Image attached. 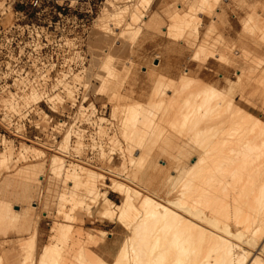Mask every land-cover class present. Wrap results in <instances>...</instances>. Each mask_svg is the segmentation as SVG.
I'll return each mask as SVG.
<instances>
[{
	"label": "rangeland",
	"instance_id": "rangeland-1",
	"mask_svg": "<svg viewBox=\"0 0 264 264\" xmlns=\"http://www.w3.org/2000/svg\"><path fill=\"white\" fill-rule=\"evenodd\" d=\"M66 1H68V3L72 6L70 9L67 8V10L64 11V16L62 18H60L58 14H53L52 12L45 11L37 13L33 10L27 11L26 16L21 17L22 22L36 23L37 25H39L40 28L33 30L30 29L29 31L27 30L23 37L24 42L21 45L5 46V50L1 53L0 106H3L1 110L13 112L22 117L23 115L26 116V112L31 113L30 118L34 122H36L38 128H40V130L43 132L47 129L46 119L47 117H49L48 113L49 115L54 116V122L58 123L61 120L67 122V124L64 122L53 127V131L57 132L58 134H61L59 139H55L52 142L47 143H33L32 145H28L27 143H25V141L15 142L11 140L12 137H4V130L0 124V154L4 153L5 155L3 159L0 156V261L3 264H39V257L41 256L43 249L46 248V246L50 247L53 245H55L56 247H53V251L50 253L49 256L50 262L48 263L51 264L54 259L57 261L60 260L61 258L59 259V257L62 253L61 250L65 249L66 245L70 246L71 242L70 240L58 241L57 237H54L55 234L51 231V227L56 223L70 225L75 231H77L78 229L83 230L84 232L89 229L108 230L110 234L107 235L105 239L104 237L98 236L99 243L94 246V248L97 246V249L95 250V255L98 257H96V259L99 260L97 264H112L114 261H116L117 257H119H116L118 252L120 253L123 250V244L125 243L124 240L127 239L126 241H129L128 239L131 235L129 229L127 230L118 221L109 220L107 218L101 217L99 212L93 213L86 208L81 209L79 207H76V209L73 210V206L71 203L67 204L66 212L67 215L69 213H72V215L69 214V217H64L66 216V214L59 213L58 210L60 208V201L58 199L56 200V198L58 197L56 193L58 192H55L54 190L61 191L62 186L48 184L49 181L47 178V172L50 167V160L53 156L58 155L61 158H65L67 160L68 165L66 166L70 170H72V166L82 165L97 171L102 176L104 175V182L100 181L98 185L103 192H109V197L115 204L120 203L121 196L117 192H114L112 189L109 188V186L113 183L123 186L128 185L135 189L142 190L144 193H151L156 195L157 197L159 196L164 200L175 199L178 197V187L175 189L171 188L170 182L168 180V172L171 170L170 168H173L172 165H174L173 159L171 157H173V154H179L181 152V141H179L180 137L178 136L180 133L178 132H181V130L183 131V129H180V127L184 128L182 126L183 124L180 125L181 123H183L182 120H184L182 112V110L184 111V103H182V100L184 101L186 97L192 96L193 94L197 95L199 92L195 94L194 91L197 92V89H199L201 86H207V84L209 85L210 81L216 82L217 79H221L220 74H229L231 75L230 78L238 82L236 91L237 94L238 92L243 90L247 92V95L251 94V98L253 97L251 101L253 103L252 105H256V109L258 110L260 115H262L261 117L264 119V82H262L264 81V75H262L263 78L260 77L261 74L259 73V76L257 75V77L251 76L253 75V69L258 68L260 70V67L264 66V0H212L211 6L213 7V4L214 6L216 4V6L213 7V11L204 9V7L202 8L201 5L199 6L197 3L200 0H188V2H191H189L190 4L187 3V5H193L187 7L185 10H183V8L182 13L185 11H188V13L192 12L193 14L196 13V16L192 15V13H187L189 17L190 15L192 17H195H193L194 19L192 17L189 18V25L192 28L195 25L196 27L198 26V24L200 25L197 28L194 27L195 29H197L198 33L196 34L198 36V39H196L197 36H195L196 38L194 39V41L196 40V44H199L201 41H210L213 43L217 41L218 43L216 42L213 45H218V47L216 46L218 49L215 46L212 47H214V49L216 48L215 50H217V52L220 51L217 54L219 58L220 56L221 58L218 59L217 56L214 58H208L207 60L210 62L209 64H212L210 65V67L214 71H209L203 68L200 73L201 75L199 74L200 76L198 74L195 75V73L192 72L190 79L192 77L194 81L189 86H187L186 88L184 87L183 89L178 83V76H176L175 78V75L177 74L173 73V69H175V66L173 67V65L177 63V61L175 62L174 60H178L181 57L180 50L175 48L174 51V49H172L173 53L171 52V50H169V54L165 55L166 57H164V53H162V56L160 55V57L158 58L160 60L155 59V57L157 56L156 54L159 51H162V45H152V43H150V40L147 41L148 39H146L145 41L144 38L146 37V32L144 29H141L140 32H137V34L136 32H134L135 35L133 33V35L130 37L131 40L128 38V41L130 40L129 43H133V41L135 42L133 43L135 44V53L132 52L129 54V52H131L132 50H130L129 52L128 50H126L124 51V53L122 51V54L121 52L119 53L121 55H126V63L129 60H131V63L133 61L132 65L130 64V66H132L133 68H130L129 74H133L134 72H136L138 75H144L143 77H145V73L147 75L146 71L149 69V67L150 69L156 68V71H158L156 72V74H161V81L155 83L153 86H146L145 82L147 81L144 80L145 82L142 81V83L140 82L139 84L134 86L136 89H133L134 87H131L133 86V84L130 86L131 89H133L134 91H130L129 88V91L127 89V91L123 90L122 92L124 93V95L122 93L123 97L121 100V105L125 106L120 107L118 109L117 115H119L120 117L116 115L117 117L115 118L113 115V107L115 104L110 101L107 96L98 93L97 88L99 86V82L96 79L97 71L95 69V60L93 58L94 51L92 47H97V42L93 44L98 37L95 19L98 14L101 13L108 0H101V4H99L97 9H95L93 15L87 16H85V14L80 15L77 13V11L73 9V7L76 5V0ZM184 1L186 2L187 0H178V3H183ZM194 2H196L197 5ZM199 4L201 3L199 2ZM160 5L161 0H157L155 7H159ZM195 5L198 7H196ZM259 5L262 7L260 8ZM3 6V0H0V7ZM189 8H192L193 10L191 9V11ZM194 8H196L197 11H194ZM258 8L261 9L262 13L260 11H256V9ZM15 12L16 11H12L10 8H8V11L4 16V21L7 23H12L13 21H15L18 18ZM259 12L261 15L259 14ZM196 17H198L197 19L201 22L199 21L197 23V21H195ZM202 18L203 20H201ZM59 19L60 23H56L55 25L54 22H58ZM190 19H192V21ZM64 21L66 29L63 32V36L64 39L69 40V43L59 42L60 29H58V27H62ZM55 27H57V30L55 29ZM255 39L258 40V42H256ZM112 41L113 39L111 40L109 38V40L106 42V49H104L103 57L106 56V54L108 55V52L109 54H111V51H114L115 42L116 48L118 46L117 43L120 42ZM141 41H144L145 43H142ZM252 41L255 43H253ZM259 42L261 44H259ZM108 47L110 48L108 49ZM136 48H138V50ZM196 49L197 48L195 47L191 49V51L188 50V52L192 54L193 51L195 52ZM97 50H99L98 52L103 51L102 49ZM144 50L147 53H145ZM239 50L241 51L239 52ZM246 52L250 53L251 56L248 55L250 57H247ZM243 53L246 55H243ZM119 54L114 52L113 57L115 59L123 58V56H120ZM164 58L169 63L173 64L170 65V67L172 66V68L168 67V69H170L171 74L170 72H166L167 75L165 74V76L160 71L164 72L165 70H167V68L165 69L164 66L163 70H161V65L159 66L160 62H162ZM169 58L173 60L170 61ZM235 61L238 62L236 63ZM188 62L194 64L193 67H189V69L196 68V64L199 63L198 60L189 61V59ZM227 63L232 64L234 66L235 64L238 66L240 65L243 69L239 66V68L241 69L236 70L233 66V68H231V65ZM54 64H57L55 68ZM244 64H246L248 67H245L246 65L244 66ZM157 65L159 66L158 68ZM90 66L94 68L93 71H90L91 76L87 73L90 69ZM135 66L137 67L135 68ZM221 67H223V69H220ZM247 68L250 71L252 69L250 74L248 71H245L247 70ZM216 69H218L219 71H216ZM227 69L229 70L228 72L224 71ZM60 70H65L68 73H63L60 76H56L55 73L59 72ZM50 72L51 75H48ZM44 74L47 75L43 76ZM132 74H130V76H132ZM87 75L90 78H88ZM211 75L213 76V78H211ZM197 77H199L201 81H199ZM259 77L261 78V80ZM203 79L206 84L204 83V81L202 82ZM257 80L260 82H258ZM198 81L200 82L199 84ZM111 82L114 85V81ZM256 82H258L259 85H257L258 83ZM261 82L263 83V85H261ZM27 83H31V86H28L27 89H21L23 86H26ZM32 83H36L37 85H32ZM171 84L173 86H171ZM197 84L199 87L197 86ZM161 85H166V88L165 86H162L163 89H160ZM258 86H262V88H259ZM158 88L160 91L158 90ZM19 89L21 90L19 91ZM184 89L187 91H185ZM252 90L256 92L252 93ZM33 91H36L38 94L42 95L40 101L37 102L36 100L32 99L33 101L30 100V103L26 102V97L30 96ZM187 92H189L190 95L187 94ZM127 94L129 96L128 98H126ZM184 95H186V97ZM205 95H207V93H201L200 97ZM179 96L181 98L183 97L182 100L179 98ZM176 98L180 99L179 101L181 102H178ZM163 99L164 102H162ZM166 102L168 105L166 104ZM135 105H137V107H135L136 109L133 108ZM1 110L0 119L2 112ZM147 110H149L150 112H148ZM170 113L173 114L171 115ZM178 113L181 114L182 119L179 117L180 114ZM111 114L113 115V117ZM150 114H153V118H151L156 120L154 122L156 123V127L159 131H162L163 127L164 130L168 128V134L165 133L164 135H160L158 137V139L160 138L159 140L157 138L147 139L141 137L142 135L139 131V128L142 127L144 122H147V117ZM175 115H178L177 120H174V118L176 117ZM133 116L137 118V123L135 124V126L130 123L133 122L131 121V118L133 119ZM145 116L146 119H144ZM101 117L106 118V121L105 119L101 120ZM178 120L181 121L179 122ZM172 121L176 123L174 124ZM170 122L172 123V125H175V127L173 126L172 128L173 132L174 130H178L177 132H174L175 134L171 130L172 126ZM157 124L160 125V128ZM176 124H178L177 126L179 127H177V129ZM165 125L168 126L166 127ZM169 131H171V133H169ZM34 132L36 131H32V133ZM67 132H70L71 138L69 141V146L64 153V151L60 152L61 150H59V147L61 143L63 144L64 137L67 135ZM127 132L129 135L126 134ZM172 133L174 135H172ZM146 142L147 144H145ZM148 147H150L151 149ZM27 150L29 151L26 152ZM146 152H152L154 155L159 156L157 159H155V161H147L153 162L149 163V165L147 164L146 160H139L137 163L138 167L134 168L132 164H130L131 158H135L136 156L143 157ZM42 162L44 163L42 164ZM37 164L39 169L37 168ZM39 164L40 166H43L39 167ZM180 164L181 163H177L178 167H180ZM153 165L155 166V168H152ZM27 166L31 167L32 171L34 172L37 169V171L35 172L37 173V175L34 172H31V175L35 177V179L33 177H30L28 179L31 180L32 178L34 181L37 179L38 180L35 181L36 183L31 180L33 194L30 196V198H23L21 192L25 188L24 180H26V174L28 173V171H30V168H28ZM24 169L27 173L24 172ZM16 172H21L22 174ZM38 173H42L40 174L41 176ZM34 174L36 176H34ZM40 177L41 179H39ZM59 187L61 189H58ZM35 188L37 189V192H35ZM48 188L52 190L50 191ZM51 192L52 194H50ZM48 197L50 198L48 199ZM32 202H35L36 204L33 205L31 204ZM45 205H47V207ZM108 206L111 207L112 205L107 203L105 205V203H102L100 208L103 209ZM45 207L49 208L46 209ZM14 208L22 210V212L19 213L20 215L18 214L17 216L19 218L16 217V219H19V221L20 218H22L21 216H23V212L28 213V218L32 222V224L30 223L29 227L27 225L21 226V223L19 221L17 222L15 218L14 219L16 221L13 218H11L12 221L11 219H9L10 217H13L14 210L12 209ZM44 208L45 210L49 211V214L44 215ZM7 213L9 214V217L5 215L4 217L2 216L3 214L7 215ZM65 219H67V221ZM74 219L75 221H73ZM104 243L108 245L105 247V249H102L101 247L104 246ZM129 245L130 242L129 244L127 243V246ZM61 246H63L64 248ZM125 249L127 252L128 250L131 251V249L129 248ZM75 251L74 253L78 254V252ZM63 254L64 252L62 253V255ZM75 254L68 255L69 259L71 258L72 260H69L70 262L66 263L85 264L84 260L86 259V257H81V260L83 259L81 261L78 259V255ZM74 255L77 256V258ZM83 256H86V253H84ZM130 257H132L133 259V256L130 255ZM130 257L128 256V258ZM129 261L131 262L130 259H128V262Z\"/></svg>",
	"mask_w": 264,
	"mask_h": 264
},
{
	"label": "bare ground",
	"instance_id": "bare-ground-1",
	"mask_svg": "<svg viewBox=\"0 0 264 264\" xmlns=\"http://www.w3.org/2000/svg\"><path fill=\"white\" fill-rule=\"evenodd\" d=\"M156 1L157 0H108L101 13L98 14L95 19L98 37L95 42L92 43L95 44L97 42V47H92L94 51L93 58L95 60V62L94 60L93 62L95 63V69L97 71L96 79L99 82V86L97 89L99 94L107 96L109 100L115 104L113 107L114 118L117 116L120 117L119 115H117L118 109L125 106L121 105L123 90H128L129 88L130 91H134L133 89H136L134 86L139 84L140 82L142 83V81H147L145 82L146 86H153L155 83L161 81V74H156V72H158L156 71L157 69H150V67L146 71L147 75L145 72H143L145 73V77H143L144 75H138L136 72H134L133 74L130 73L132 74V76H130L129 72L130 68L132 67L130 66V64L132 65L133 61L131 63V60H129L126 63V55L121 54L122 51L124 53V51L126 50H128V52L132 50L131 52H129V54L132 52L135 53V44H133L135 42L132 40L133 43H129L131 40L130 37L134 32H136L137 34V32H140L141 29H144L146 32V37L144 38L145 41L146 39H148L147 41L150 40V43H152V45H162V51H159L156 54L157 56L155 57V59H158L162 53H164V57H166L165 55L169 54V50H171L172 53V49H174V51L175 48L180 50L181 57L178 60L176 58V60H174L175 62L177 61V63L174 62L175 65H173L164 58L163 61L160 62L159 66L161 65V70H163L164 66L165 69L167 68V70L164 69L165 71L163 72L159 69V71L162 72L165 76V74L167 75V73L170 72V69H168V67L172 68V66L170 67L171 64L173 65V67L175 66V69H173V73L177 74L175 75V78L176 76H178L177 80L182 89L184 87L186 88L194 81L192 77L190 79L192 72H194L195 75H199L203 68L209 71H214L210 67V65L212 64H209L210 62L207 60L208 58H214L216 56L218 57V59L221 58V56L219 58L217 54L220 51L217 52V50H215L218 45H216L217 47L213 45L217 41L214 43L210 41V43L208 41H201L199 44H196V40L194 41V39L196 38L195 36H197L196 34H198L197 29L195 28L200 25L198 24L197 27L195 25V28H192L189 25V18L192 16L190 15L189 17L188 15L192 12L188 13V11H185L182 13L183 8V10H185L187 7L193 5H187V3L191 1L188 2L187 0L186 2L184 1L183 3H178V0H161V5L159 7H155ZM211 1L212 0H200L199 2L201 4H199V2L197 4L199 6L201 5L202 8L204 7V9L213 11V7H215L216 4L215 6L213 4L212 7ZM194 3L196 4V2ZM260 5L259 7L261 8L262 6ZM195 9L196 8H194V11H197V9ZM256 11L261 12V9L258 8L256 9ZM192 15L196 16V13H192ZM197 18L198 17H196L195 21H197L198 23L200 20H198ZM190 20L192 21V19ZM201 20H203V18ZM109 38L111 40L113 39L112 42L120 41L119 43H117V48L115 46V42L114 51L112 50L111 52L113 54L114 52L117 54L121 52V54L119 55L123 56V58L115 59L113 57L114 55L111 52V54H109L108 52V55L105 52L106 56L103 57L104 49H106L105 45ZM128 38L130 39L129 41ZM196 39H198V36ZM255 41L258 42V40L256 39ZM142 43L145 42L143 41ZM259 44L261 43L259 42ZM212 46H215L216 48L214 49V47ZM195 47L197 48L195 52L193 51V53L190 54L188 50L191 51V49ZM96 48L100 50L102 49L103 51L98 52L99 50H97ZM109 48L110 47H108V49ZM136 49L138 50V48ZM240 51L241 50H239V52ZM243 55L246 54L243 53ZM248 55H250V53H247V57L251 56ZM188 59L189 61H199V63L196 62L198 63L196 64V68L189 69V67H193L194 64L188 62ZM172 60L173 59H170V61ZM229 65H231V68L234 67L236 70L242 68L240 65L239 66L241 68H239V66L236 64L235 66L232 64ZM245 65L246 64H244V66ZM137 66H135V68ZM159 66L157 65V68ZM245 67L248 66L246 65ZM89 68L90 69L87 73L90 75V71H93L94 68H92L91 66ZM218 69H216V71ZM220 69H223V67H221ZM253 70V75L251 76L257 77L258 73L261 74L260 77L264 75V66L260 67V70L258 68H255ZM224 71L228 72L229 70L227 69ZM245 71H248L250 74L252 69L250 71L247 68V70ZM220 76L221 79H217L216 82L210 81V84H207L208 87L201 86L199 89H197V92L194 91L195 94L199 92L197 95H187L188 97L184 95L186 97H184V101L182 100L183 97L181 98L179 96V98L182 100V103H184V111L182 110L184 120H182L183 123L180 124H183L182 126L184 128L180 127V129H183V131L181 130V132H178L180 133L178 135L180 137V140H178L181 141V152L179 154H173V157H171L173 159L174 165H172L173 168H170L171 170L168 172V180L170 182L171 188L175 189L178 187V197L175 199L164 200L159 196L157 197L156 195L151 193H144L142 190L135 189L128 185L123 186L113 183L109 186V188L114 192H117L121 196L120 203L115 204L110 199L109 192H103L98 185L100 181L104 182V175L102 176L97 171L82 165L72 166V170H70L69 168H67L68 165L65 158H61L58 155L51 158L49 164L50 167L47 172V178L49 181L48 184L62 186L61 191L58 190L61 189L60 187L57 189L58 191L54 190L55 192H58L56 193V195L58 196L56 200L58 199L60 201V208L58 210L60 214H66V216L63 215L64 217H69V214L72 215V213H69L68 216L66 212L67 204L72 203L73 210L76 209V207H79L81 209L86 208L93 213L99 212L101 217L118 221L127 230H130L131 235L130 238L128 237L129 241L127 242V239L125 238L126 240H124L125 243L123 242V250L120 253L118 252L119 255H116V257H119H117L116 261L113 262L114 264H129L130 261L128 262V259L131 260L130 264H264V119L256 109V105H252L253 103L251 101L253 97L251 98V94L247 95V92L245 90L240 91L237 94L236 91L238 82L230 78L231 75L229 74H220ZM88 78L90 77L88 76ZM197 78L199 81H201L199 77ZM211 78H213V76ZM111 81H114V85ZM199 81L198 84L200 83ZM203 81L204 79L202 80V82ZM262 82L261 85H263ZM132 84L133 86H131ZM257 85H259V83ZM130 86L134 88L131 89ZM162 86H165L166 88V85H161L160 89H163ZM171 86L173 85L171 84ZM258 87L262 88V86ZM204 92L207 93V95L200 97L201 93L203 94ZM255 92L256 91H253L252 93ZM187 94L190 95L189 92H187ZM41 96L42 95L38 94L36 91H33L30 96L26 97V102L30 103V100L32 99L38 102L40 101ZM128 97L129 96L127 94L126 98ZM176 99L178 100V102H181L179 101L180 99ZM162 102H164V99ZM135 107H137V105H135L133 108ZM147 111L150 112L149 110ZM173 113L170 114L172 115ZM152 115L150 114L147 117V122H144L142 127L139 128L142 138L144 137L147 139H158L160 135H164L165 133L168 134V128H165L166 130H164L163 127L162 131H159L157 129L156 123L154 122L156 120L152 119ZM146 116L144 119H146ZM179 117L182 119L181 114ZM175 118L174 120H177L178 115ZM100 119H105L106 121V118L104 117H101ZM131 121L133 122L130 123L135 126V124L137 123V118L133 116V119L131 118ZM173 123L175 124L176 122ZM168 125L165 126L167 127ZM177 125L178 124H176V129L178 127ZM171 126L170 127L172 130L173 126L175 127V125H172L171 123ZM158 127L160 128V125H158ZM177 131L174 130V132ZM169 133H171V131H169ZM173 133L172 135L175 134ZM126 134H128V132ZM70 138L71 134L70 132H67V135L64 137L63 144L61 143L59 147V150H61L60 152L64 151L65 153L66 149L69 146ZM145 144H147V142ZM28 151L29 150H27L26 152ZM0 156L2 159L5 157L4 153L0 154ZM158 156L159 155H154L152 152H146L143 157H132L130 164H132L134 168H137V163L139 160H146V162L155 161ZM43 163L44 162H42V164ZM149 163L153 162H147L148 165ZM177 163H181L180 167H178ZM154 165L152 168H155ZM41 166L39 164V167ZM28 168H30V171H28L29 169L27 170L28 173L24 169V172H26L27 174L26 180L23 179L25 182V188L21 192L23 198H30V196L33 194L31 184V180L33 179L31 178V180H29L28 178L33 177L31 175V172L33 173L34 171H32L31 167ZM16 173L22 174L21 172ZM35 174L37 175V173ZM35 174L34 176H36ZM33 178L35 179V177ZM39 179H41V177ZM35 192H37V189ZM50 194H52V192ZM49 198L50 197H48V199ZM102 203H105V205L106 203L111 204L112 206L101 209L100 207ZM31 204L34 205L36 203L32 202ZM47 205L45 206L47 207ZM45 208L43 213L44 215H47L49 214V211L45 210ZM12 210H14L13 217H10L9 219H16L18 214L22 212L21 209L14 208ZM4 215L9 217L8 213L7 215L3 214L2 216L4 217ZM21 217L22 218H20V221L19 219H16L17 222L19 221L21 223V226L27 225L29 227L30 223L32 224V222L28 218V213L23 212V216ZM65 220L67 221V219ZM73 221H75V219ZM51 231L55 234L54 235L52 233L54 237H57L58 241L70 240L71 242L70 246H65V249H63L64 247L61 246L63 247V250H61V252H64V254L62 255L61 253L62 256L60 255L59 257V259L61 258V261H57L53 258L54 261L51 264H65L66 262H70L69 260L72 259H69L68 255L75 254V250H78L75 251L78 252V254L75 255H78L79 260H81V257H86V259L84 260L85 264H97V262H99V260L96 259L97 256L95 255L97 246L95 248L94 246L99 243L98 236L104 237L105 239V237L110 234L109 231L102 229H89L86 232L79 229L75 231L70 225L59 223L54 224L51 227ZM129 242L130 245L127 246V243L129 244ZM53 247L56 246H46V248L43 249L41 256L39 257V264H49V256L53 251ZM125 248H129L131 249V251L128 250L127 252ZM84 253H86V256H83ZM130 255L133 256V259L132 257H130ZM128 256L130 258H128ZM75 257L77 258V256ZM0 264L3 263H1L0 261Z\"/></svg>",
	"mask_w": 264,
	"mask_h": 264
},
{
	"label": "built area",
	"instance_id": "built-area-1",
	"mask_svg": "<svg viewBox=\"0 0 264 264\" xmlns=\"http://www.w3.org/2000/svg\"><path fill=\"white\" fill-rule=\"evenodd\" d=\"M3 0L4 6L0 7V58L2 51L5 50V46H18L24 42V34L30 29H39V25L36 23H23L21 17H25L27 11L33 10L37 13L40 12H52L53 14H58L60 18L64 15V11L67 8H71L72 5L68 3L66 0ZM2 2V1H1ZM101 4V0H76V5L73 7L78 14L93 15L95 9ZM10 8L12 11H16L15 14L18 18L12 23H7L4 21V16L6 12ZM60 23V19L58 22ZM57 27H55L56 29ZM60 29V43H69V40L64 39V31L66 29L65 21L63 22L62 27H58ZM57 30V29H56ZM39 42V41H37ZM71 43V42H70ZM57 64H54V68ZM54 71V69H53ZM63 73H68L65 70H60L56 72V76H60ZM44 74L43 76H46ZM51 75V72L48 74ZM32 85H37L36 83H32ZM31 86V83H27L26 86H23L21 89H27V87ZM6 89V88H5ZM4 89V90H5ZM19 89V91L21 90ZM2 90V89H1ZM18 91V92H19ZM2 105L0 106V110L2 109ZM1 119L0 124L3 127V136L4 137H12L13 141H25L28 145H32L33 143H47L52 142L55 139H59L61 134L59 135L57 132L53 131V127L60 123H66V121L61 120L60 122H54V116L49 115L47 122L46 131H41L38 128L36 122H34L30 115L31 113L26 112V116L22 117L13 112H7L6 110H1ZM65 128V127H64ZM63 128V129H64ZM32 131H36L32 133Z\"/></svg>",
	"mask_w": 264,
	"mask_h": 264
},
{
	"label": "crops",
	"instance_id": "crops-1",
	"mask_svg": "<svg viewBox=\"0 0 264 264\" xmlns=\"http://www.w3.org/2000/svg\"><path fill=\"white\" fill-rule=\"evenodd\" d=\"M102 230H104V229H102ZM108 231V230H107ZM108 244H105L104 243V246L103 247H101L102 249H105V247L107 246Z\"/></svg>",
	"mask_w": 264,
	"mask_h": 264
}]
</instances>
